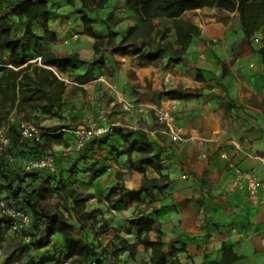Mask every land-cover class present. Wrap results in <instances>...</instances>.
Wrapping results in <instances>:
<instances>
[{
  "label": "crops",
  "instance_id": "1",
  "mask_svg": "<svg viewBox=\"0 0 264 264\" xmlns=\"http://www.w3.org/2000/svg\"><path fill=\"white\" fill-rule=\"evenodd\" d=\"M74 25L68 32V25L54 29L57 36L54 41L47 37L40 40L39 53L45 50L59 56L76 53L81 60L77 69L61 75L67 85L60 116H40L39 124L50 133L60 131L69 118L76 125L94 118L99 126L109 128L107 139L100 141L102 146L97 151L103 156L107 170L92 181L94 186L89 192L107 194L118 182V172L127 188L139 189L143 174L130 167L127 155L118 156L116 152L126 149L137 136L124 140L118 134L119 129L143 130L156 149L161 148L165 173L170 176L167 188L153 190L144 197L155 210L146 216L161 223L164 248L169 250L173 245L183 264L223 261L264 264V204L253 207L245 191L230 189L236 168L253 170L264 198V61L260 53L264 43L253 48L241 28L237 33L228 31L227 22L216 21L206 27L203 35L207 39L221 37L219 44L210 48L204 40L194 38L184 60L163 69L158 60H153L154 64L146 63L145 58H137L138 52L112 49L107 41L100 47L101 55L99 51L95 53V39L83 33L82 21ZM145 53L141 54L145 57ZM8 55L6 51L5 56ZM100 56L104 57L105 66L93 63ZM33 57L31 61L39 62L38 53ZM117 70L122 76L115 81ZM129 72H135V76L131 77ZM198 73L204 75V81L197 79ZM107 82H115L133 105H177L176 125L186 136L197 138L181 143L173 141L153 110L140 106L127 107L125 111L117 107ZM163 85L169 89L201 88L202 93L177 98L163 94ZM104 114L106 119L100 117ZM63 133L66 142L69 138L75 142L72 133ZM98 144L94 145L96 149ZM58 145L62 147V143ZM67 153L73 152L61 155ZM139 157V153H133L134 167ZM147 175L158 176L152 168L147 169ZM201 207L205 213H201ZM149 235L153 240L158 239L157 230ZM134 240L135 237L129 242ZM140 251H145L143 245L137 247L136 253ZM148 252L150 260L151 251ZM123 253L125 258L131 256L128 251ZM234 256L238 258L231 259Z\"/></svg>",
  "mask_w": 264,
  "mask_h": 264
},
{
  "label": "trees",
  "instance_id": "2",
  "mask_svg": "<svg viewBox=\"0 0 264 264\" xmlns=\"http://www.w3.org/2000/svg\"><path fill=\"white\" fill-rule=\"evenodd\" d=\"M79 1L81 5L77 10L83 23V33L95 39V53L105 41L112 49L125 48L130 41V45H135L137 52L140 53H143L146 46V60H159L169 55L172 62L179 63L184 60L193 35L200 34L197 25L181 19L176 20L174 41L168 39L165 32L159 28L152 38L151 35L143 33L140 26L131 27L128 34L116 41L114 23L109 22L114 13L111 12L109 17L104 19L107 34L96 30L94 26L97 21L93 14L95 9L103 8L109 0ZM69 2L73 4L74 0ZM52 4L51 0H0V121L6 119L13 111L19 116L10 127L11 144L8 148L10 153L16 155L17 160L9 163L4 157L0 159V197H4L10 206L25 210L31 217L27 228L31 241L27 244L11 229L10 217L0 214V264H105L106 249L100 250L99 245L90 239L86 226L70 220L60 208L48 207L43 200L47 196L58 195L78 205L97 197L93 193L78 190L75 185H69L68 182L70 180L74 182L79 173L83 178L94 180L106 172L107 167L103 159L97 157V151L102 146L100 141L106 140L109 132L92 138L83 148L73 151L72 154L57 155L55 172L46 169L27 171L23 163V159L35 158L48 151V147L53 143L66 142L63 131L48 133L44 130L42 143L30 141L22 143L20 121L32 120L39 124L40 116H60L65 103L67 83L58 77L54 69L60 75L72 72L77 69V63L81 60L76 53L64 56H59L51 50L39 53L42 37L35 33L34 22L48 18L53 12ZM128 4L135 7L143 16L144 22L154 15L164 14L177 18L187 9L218 4L229 11L240 12L241 23L248 37L264 26V9L261 14L258 12L254 15L251 0H129ZM21 25L24 28L20 31L17 27ZM51 40L54 41L55 37L51 36ZM6 51L9 52L8 57L5 56ZM27 51L30 52L29 55ZM37 53L41 64L38 61H31ZM260 53L264 61V46L260 48ZM223 66L226 68L227 65L223 63ZM197 79L204 81L205 77L198 73ZM201 93V88H174L165 92L166 95H174L177 98L199 96ZM118 134L124 140L137 135L129 141L128 147L124 150H117L115 145L112 147L117 150V155L128 156L130 167L141 172L143 180L139 189L122 192L119 173L118 182L109 189L104 199L110 200L117 195L116 202L122 203L131 196L145 202L143 194L165 189L170 183V176L165 173L166 166L161 158V148L156 149L155 144L143 130L119 129ZM97 142L99 144L96 149L94 145ZM134 152L140 154L136 167L132 159ZM149 168L158 176L149 177L147 175ZM65 209L70 210L67 205ZM130 224L135 229V240L129 242L122 239L120 247L114 251L117 256L126 251L134 256L137 247L143 245L145 250L151 251L148 264H183L173 245L169 250L164 248L160 222L141 214L132 218ZM153 230L158 231L157 240H153L149 235ZM54 236H58L60 241L52 246V250H46L41 258L36 260L30 253V248L51 245ZM237 258L238 256H234L231 259ZM216 264H226V261Z\"/></svg>",
  "mask_w": 264,
  "mask_h": 264
},
{
  "label": "rangeland",
  "instance_id": "3",
  "mask_svg": "<svg viewBox=\"0 0 264 264\" xmlns=\"http://www.w3.org/2000/svg\"><path fill=\"white\" fill-rule=\"evenodd\" d=\"M128 1L129 0H109V2L103 8L95 9L93 14L97 18V21L94 25L96 30L100 31L103 34H107L108 29L104 22V19L108 18L109 14L112 12L114 13V17L110 19L109 22H112V24L114 23L113 30L117 33L116 41H119L125 34H128L130 28L133 26H140L141 31L143 33L151 35L152 38L155 37L156 29L159 28L165 32L168 39L174 41L176 38V20L178 21L182 19L194 23L200 29V34L193 35L192 41L194 38H200L204 40V42L210 48L219 44L221 41V37L215 36L213 38L207 39L204 38L203 33L206 27L211 26V24L216 21L227 22L229 27L226 30L228 31L231 30L232 32L237 33V30L241 28L244 37L249 40L253 48L259 47L264 43V38H261V32L264 31V26L261 29L255 31L250 37H248L245 34L244 28L242 26L241 15L238 10L229 11L223 7H220L218 4L204 5L197 8L187 9L177 18H171L164 14H159L148 17L146 22H144L143 16L137 12L134 6L128 4ZM51 2L53 3V14L51 15V17L39 19L38 21L34 22L35 33H39L42 39H45L47 37L51 40V36H54L56 38L57 36L53 32L54 29H63L68 25L69 27L66 30L68 32L70 26H75L74 23H77V21L81 20L80 13L77 10L81 5L79 0H74L73 4H71L69 0H51ZM251 6L255 11L254 15L258 12L261 14L262 10L264 9V0H251ZM69 18L71 20L68 21ZM17 28L21 31L20 27ZM228 31L225 34H227ZM127 45L128 46H126L125 49H131L132 51L137 52L136 46L130 45V41L127 42ZM144 49L145 51L147 50L146 46L144 47ZM145 51L143 50L142 52ZM101 52L102 49L100 48L98 53L101 55ZM174 53L176 54L177 52L175 51ZM138 56H140L137 57L139 60L145 58L144 55L140 52H138ZM103 59L104 57L100 56L99 60L95 59L93 63L105 66V60ZM145 61L146 63L154 64L153 60ZM157 62L163 69H169L170 66L173 67L176 64L171 61L169 55L164 56ZM108 68L110 70L109 74H112L111 72L113 71H111V67L109 66ZM114 74H116L115 81L117 79H121L122 74L119 70L114 72ZM129 74L131 77L135 76V72H129ZM113 84L118 90L119 94L115 93L110 87L109 88L114 93L115 97L113 98L117 101V107L120 106L125 111H128L125 102H123L122 100H128L127 97L124 95L121 88L115 84V82H113ZM167 89H169V87L163 85V94H165ZM215 96L216 95H210V97ZM119 97H122V99ZM91 120L95 121V119L92 118L79 125H85ZM72 124L76 125L73 123V121ZM161 124L163 125V123ZM69 133L71 134V132ZM74 139L76 141V138ZM70 141L72 140H70L69 138L67 142L62 143V147H58V143H54L52 146L48 147V151L54 153L55 155H61L66 151L73 152L75 151V142L72 143ZM67 148L69 150H67ZM97 155L99 159H103L102 155ZM119 173L120 172L117 173V177ZM92 181L93 180H90V178H83V175L79 173L76 176V180L74 182L70 180L68 183L69 185H75L78 190L84 193H90L89 191L94 186V183ZM120 184L123 187L122 192L133 191V189H129L125 186L122 174ZM105 195L106 194H98L96 198L89 199L87 202L78 205H74L73 201H67L66 199H64L63 197L61 198L58 195L52 197L47 196L43 200V202L50 208H60L70 220L86 226L87 230L89 231L90 239L99 245L100 250L103 248L106 249L105 257H107V261L105 262V264H148L149 252L146 250L140 251L134 256L128 255L127 258L123 256V252H121L119 256H117L114 251L118 247H120L122 239H126L128 241L134 239L135 229L130 224V220L141 214H153L155 210L152 209L151 206H149V202H141L131 196L126 198L122 203H118L115 200L118 197L117 195L113 196L110 200L104 199ZM145 195L146 194H143L142 197L144 198ZM100 196L102 197L101 199L98 198ZM65 205H67L70 210L65 209ZM147 211L149 212L147 213ZM52 239L53 243L51 245L45 246L43 248H30V253L35 257L36 260L40 259L41 255L46 250H52V246L56 242L60 241V238L58 236H54ZM6 242L7 241H5V243Z\"/></svg>",
  "mask_w": 264,
  "mask_h": 264
},
{
  "label": "built area",
  "instance_id": "4",
  "mask_svg": "<svg viewBox=\"0 0 264 264\" xmlns=\"http://www.w3.org/2000/svg\"><path fill=\"white\" fill-rule=\"evenodd\" d=\"M39 64H41L40 57ZM1 65V64H0ZM55 73L59 78H62L61 75L54 69ZM65 80L64 78H62ZM108 86L117 94H119L116 87L107 82ZM122 99V97H119ZM125 102L126 108L131 107L138 109L140 106L151 109L156 114L158 120L163 123L166 128L167 134L173 141L176 142H186L190 139L197 137L186 136L184 131L176 125V111L178 109L177 105L171 107H165L162 105H133L128 102L126 99H122ZM18 113L13 111L9 116L0 121V159L6 158L9 163H14L17 160L15 154H12L8 151V148L11 144V139L9 136V131L11 125L17 121ZM103 119H106V115H101ZM60 131L71 132L74 134L75 141V150H79L85 146V144L96 136H101L109 132L108 127L99 126L97 121L91 120L85 125H73L70 119H67L65 125L60 129ZM44 129L42 125L37 124L32 120H22L20 121V141L25 143L27 141L34 143H42L44 139ZM237 149L242 151L241 146L238 143H235ZM57 155L49 151H45L43 154L31 158L23 159L24 166L27 171L34 169H46L50 172H55L57 170ZM260 181L253 170H244L242 168H236L234 177L230 183V189L232 190H242L245 191L248 202L253 207H259L264 204V198L261 196L260 192ZM201 213H205V208L201 207ZM0 214L10 217V227L11 229L22 238L24 243H30L31 236L27 234V228L30 225L31 217L28 212L21 208L10 206L9 202L4 198L0 197ZM53 243V239L51 244ZM67 264V263H66Z\"/></svg>",
  "mask_w": 264,
  "mask_h": 264
}]
</instances>
